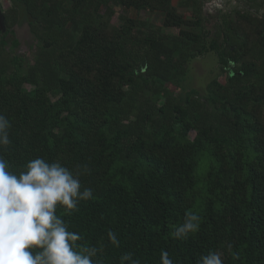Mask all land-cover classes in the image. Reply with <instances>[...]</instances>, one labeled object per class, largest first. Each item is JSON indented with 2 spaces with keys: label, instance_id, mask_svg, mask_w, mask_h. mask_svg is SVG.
<instances>
[{
  "label": "trees",
  "instance_id": "1",
  "mask_svg": "<svg viewBox=\"0 0 264 264\" xmlns=\"http://www.w3.org/2000/svg\"><path fill=\"white\" fill-rule=\"evenodd\" d=\"M207 1L13 0L3 14L0 115L11 127L0 158L17 176L36 158L79 173L92 198L56 214L96 249L93 264H161L164 251L173 264L209 252L264 264V0L214 20ZM130 9L162 13V25ZM20 10L34 37L25 55ZM209 52L226 80L175 93ZM189 211L199 230L175 236Z\"/></svg>",
  "mask_w": 264,
  "mask_h": 264
},
{
  "label": "clouds",
  "instance_id": "2",
  "mask_svg": "<svg viewBox=\"0 0 264 264\" xmlns=\"http://www.w3.org/2000/svg\"><path fill=\"white\" fill-rule=\"evenodd\" d=\"M10 127L9 120L0 115V147L10 144ZM92 195V189L82 190L79 173L73 175L59 162L36 158L17 176L0 158V264H93L96 249L78 245L81 236L68 231L56 214L57 206L73 210ZM200 222L196 213L186 212L174 235L195 233ZM109 237L116 241L113 233L109 232ZM161 264H173L166 251L161 253ZM199 264L223 261L219 253L209 252Z\"/></svg>",
  "mask_w": 264,
  "mask_h": 264
},
{
  "label": "rangeland",
  "instance_id": "3",
  "mask_svg": "<svg viewBox=\"0 0 264 264\" xmlns=\"http://www.w3.org/2000/svg\"><path fill=\"white\" fill-rule=\"evenodd\" d=\"M174 4L178 3V0H173ZM239 5V0H210L205 2L203 6V12L205 15L211 18L216 16L219 9H225L229 6ZM13 6V0H0V10L4 13ZM242 6V5H241ZM123 9H118V12H123ZM126 11V10H125ZM179 11L187 17H191V11L186 8H179ZM127 13L131 17H144L148 18L149 22L154 27H160L162 25L163 14L149 13V12H137L134 9L127 10ZM117 16V14H116ZM114 16V22L117 23L118 19ZM24 12L20 10L21 22L18 23L13 30L15 31L17 39L20 41V47L18 48V54L25 55L31 51V46L34 43L33 34L30 31V27L24 20ZM212 24V23H211ZM209 24V25H211ZM169 34L171 31H167ZM214 78L219 79L221 82L226 80V75L220 73L218 58L214 52H209L204 56L193 59L189 64L188 74L186 79L182 82L180 88H176L175 93H184L190 89H197L201 94L205 93L207 84ZM30 88V87H29ZM195 134H193L194 136Z\"/></svg>",
  "mask_w": 264,
  "mask_h": 264
},
{
  "label": "water",
  "instance_id": "4",
  "mask_svg": "<svg viewBox=\"0 0 264 264\" xmlns=\"http://www.w3.org/2000/svg\"><path fill=\"white\" fill-rule=\"evenodd\" d=\"M0 29L4 30L5 29V25H4V17L2 15H0ZM147 66V62L146 60H143L142 62V69L145 70Z\"/></svg>",
  "mask_w": 264,
  "mask_h": 264
},
{
  "label": "flooded vegetation",
  "instance_id": "5",
  "mask_svg": "<svg viewBox=\"0 0 264 264\" xmlns=\"http://www.w3.org/2000/svg\"><path fill=\"white\" fill-rule=\"evenodd\" d=\"M3 12L0 10V15H2L3 16ZM4 23H5V20H4ZM5 25V24H4ZM4 31H5V29H4Z\"/></svg>",
  "mask_w": 264,
  "mask_h": 264
}]
</instances>
